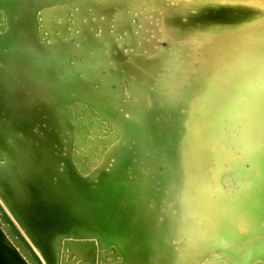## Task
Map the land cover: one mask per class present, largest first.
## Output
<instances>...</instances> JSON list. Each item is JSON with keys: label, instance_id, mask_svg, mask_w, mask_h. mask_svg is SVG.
<instances>
[{"label": "water", "instance_id": "1", "mask_svg": "<svg viewBox=\"0 0 264 264\" xmlns=\"http://www.w3.org/2000/svg\"><path fill=\"white\" fill-rule=\"evenodd\" d=\"M0 264H264V0H0Z\"/></svg>", "mask_w": 264, "mask_h": 264}]
</instances>
